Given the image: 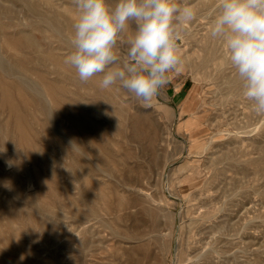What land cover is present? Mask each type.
<instances>
[{
	"label": "rangeland",
	"instance_id": "obj_1",
	"mask_svg": "<svg viewBox=\"0 0 264 264\" xmlns=\"http://www.w3.org/2000/svg\"><path fill=\"white\" fill-rule=\"evenodd\" d=\"M118 2L111 0L113 10ZM173 3L195 11L190 28L174 22L183 66L146 107L118 83L101 88L103 74L80 81L65 63L70 51L55 49L47 30L53 0H0V152L10 159L0 166L1 261L264 264V115L210 34L219 0ZM133 27L118 37L121 59ZM64 29L72 38V27ZM21 80L48 94L55 123ZM52 237L55 257L29 254Z\"/></svg>",
	"mask_w": 264,
	"mask_h": 264
},
{
	"label": "clouds",
	"instance_id": "obj_2",
	"mask_svg": "<svg viewBox=\"0 0 264 264\" xmlns=\"http://www.w3.org/2000/svg\"><path fill=\"white\" fill-rule=\"evenodd\" d=\"M74 51L65 58L82 82L103 74L100 87L117 83L143 103L170 83L183 66L174 22L187 23L195 11L173 0H119L114 10L106 0H73ZM134 24L123 59L117 55L120 34ZM211 36L219 38L243 84L253 110L264 115V0H219ZM119 65V66H117Z\"/></svg>",
	"mask_w": 264,
	"mask_h": 264
},
{
	"label": "bare ground",
	"instance_id": "obj_3",
	"mask_svg": "<svg viewBox=\"0 0 264 264\" xmlns=\"http://www.w3.org/2000/svg\"><path fill=\"white\" fill-rule=\"evenodd\" d=\"M50 1V0H49ZM59 1H60V3H59ZM178 0H176V2H177ZM184 1H186V0H184ZM52 2V1H51ZM50 2V3H51ZM180 2V1H179ZM181 2H183V1H181ZM188 2H190V1H187V3ZM32 3V2H31ZM49 3V2H48ZM53 3H54V6H53V4H52V6L53 7H55L54 9H55V11H53L52 12V16L50 17V19H49V23H48V25H49V29H47L48 31H50V32H52L51 34H52V36L54 37V38H56V48L55 49H61L62 50V48H66V50L68 49L70 52L69 53H72V51H74V47H73V45L71 44V37L70 36H68V35H66L65 34V27H69V28H71L72 27V30L70 29H68L69 30V34H71L70 33V31H72V33H74V28H73V24H74V20L73 19H71V17H69L68 15H69V13H73L72 14V16L74 15H76L75 17H77L78 18V10H77V8L74 6V4H73V0H53ZM184 3H186V2H184ZM183 3V4H184ZM187 3H186V5H187ZM191 3V2H190ZM58 4H60V5H58ZM106 4L109 6V8L110 9H112L113 10V8H112V6H111V0H106ZM178 4H180V3H178ZM33 5V4H32ZM64 5V6H63ZM186 5H181L180 4V6H182V7H184V6H186ZM189 5V4H188ZM34 6H39V5H37V4H35ZM51 5H49V8L51 9V7H50ZM60 6H62V7H65L64 9H65V12L67 11V16H65V15H63V13H61L59 10H60ZM191 6V5H190ZM33 7V6H32ZM40 8V7H39ZM196 8V7H195ZM36 9V7L34 8V11H36L35 10ZM62 9L63 8H61V11H62ZM51 11H52V9H51ZM50 11V12H51ZM64 11V10H63ZM49 12V13H50ZM69 12V13H68ZM203 12V11H202ZM32 14V13H31ZM66 14V13H65ZM38 15H40L39 13H38ZM51 15V14H50ZM73 16V17H74ZM197 18H198V16H197ZM200 18H201V16H200ZM196 20V19H195ZM199 20V19H198ZM197 21V20H196ZM40 23V22H39ZM193 23H195L194 22V20H193ZM42 23H40V25H41ZM181 24V23H180ZM192 24V23H191ZM191 24H190V26H191ZM183 25V24H182ZM187 25H188V23H187ZM195 25H196V23H195ZM198 25V24H197ZM201 25V24H200ZM38 26V25H37ZM47 26V25H46ZM189 26V25H188ZM190 26H189V28H190ZM199 26V25H198ZM202 26V25H201ZM201 26H199V27H201ZM44 27V26H43ZM134 28V27H133ZM197 28V27H196ZM40 29V28H39ZM47 30H46V32H47ZM66 30H67V28H66ZM192 30H193V28H192ZM192 30H190L191 31V33H192ZM197 29H195V31H196ZM22 31V30H21ZM189 31V32H190ZM198 31H200V30H198ZM45 32V33H46ZM49 32V33H50ZM176 32H177V30H176ZM181 32V31H180ZM24 33H26V31L24 32ZM187 33V32H186ZM190 33V34H191ZM23 34V33H22ZM29 33H26V34H23V35H28ZM31 34V33H30ZM47 34V33H46ZM189 34V33H188ZM195 34V33H194ZM193 34V35H194ZM198 34V33H197ZM197 34L196 35H194V36H197ZM202 34V33H201ZM21 36L22 38L24 37V36ZM184 35V34H183ZM205 35H206V33H205ZM181 36V35H180ZM30 37V36H29ZM184 37H186V36H184ZM192 37V36H191ZM202 37V36H201ZM31 38V37H30ZM34 38V37H33ZM36 38V37H35ZM52 38V37H51ZM183 38V37H182ZM29 39V38H28ZM199 39V38H198ZM27 40V39H26ZM33 40V39H32ZM32 40H29L30 42H28V43H32L33 41ZM187 39H185V41H186ZM193 40V39H192ZM32 41V42H31ZM36 41H38V40H36ZM189 41V40H188ZM203 41H204V39L202 40V43H203ZM8 43V42H7ZM38 43V42H37ZM184 44H185V42H183ZM190 43V42H189ZM188 43V44H189ZM194 43H196V42H194ZM198 43V42H197ZM202 43H200V44H202ZM207 43V42H206ZM55 44V43H54ZM191 44H192V42H191ZM32 45H34V44H32ZM35 45H36V43H35ZM196 45V44H195ZM203 45V44H202ZM198 46V45H197ZM13 47V46H12ZM16 47V46H15ZM34 47H36V46H34ZM31 48H33V47H31ZM185 48H186V46H185ZM192 49H194V48H192ZM198 49V48H197ZM209 49V48H208ZM64 50V49H63ZM118 50V49H117ZM191 51V50H190ZM210 51V50H209ZM200 52V51H199ZM207 52H208V50H207ZM194 54V53H193ZM195 55V54H194ZM193 55V56H194ZM209 55V54H208ZM207 54H206V56H208ZM205 56V57H206ZM183 57H185V56H183ZM209 57V56H208ZM197 58V57H196ZM186 59H187V57H186ZM205 59V58H204ZM203 59V60H204ZM208 59V58H207ZM184 60V59H183ZM186 62V61H185ZM184 62V63H185ZM200 62V61H199ZM204 62H206L207 63V61L205 60ZM187 63V62H186ZM205 63V64H206ZM193 64H194V61H193ZM201 65V64H200ZM196 66V65H195ZM205 67V66H204ZM203 67V68H204ZM194 68V67H193ZM199 68V67H198ZM201 68V67H200ZM199 68V69H200ZM208 68V67H207ZM61 69H62V67H61ZM199 69H197V70H199ZM10 70V69H9ZM203 70V69H202ZM206 70V69H205ZM201 71V70H200ZM194 72V71H193ZM197 72H199V71H196V73ZM66 73V72H65ZM65 73H64V75H65ZM68 74H69V72H67ZM66 73V74H67ZM195 73V72H194ZM200 73V72H199ZM201 73H202V71H201ZM6 75V74H5ZM17 75V74H16ZM7 76H9V75H7ZM17 77H20V75L19 76H17ZM24 80V79H23ZM91 80V79H90ZM95 80H96V78H95ZM17 82H19V80H17ZM22 82V80L20 81V83ZM23 84H24V86L25 85H27V83L25 84V81L24 82H22ZM93 83V82H92ZM1 86V85H0ZM20 86H22L21 84H20ZM37 86V85H36ZM36 86H33V87H35V88H33L31 85L29 86V85H27V87L28 88H31L32 90H33V93L35 94L34 96L36 97V103H38L39 105V107L40 108H42L43 109V111L47 114V117H46V119L47 118H49V120L51 121V123H55L54 122V118H52V113H51V108H50V106H49V104H50V98H49V96H48V94L47 93H45L44 91H42V90H39V89H37V87ZM93 86H95V85H93ZM3 87V86H2ZM113 87V86H112ZM39 88H41V87H39ZM96 88V87H95ZM114 88H116V87H114ZM42 89V88H41ZM53 89H54V91H56V92H60L61 90H62V87L61 86H54L53 87ZM64 89V88H63ZM118 89V92H119V88H117ZM25 90V89H24ZM44 90V89H43ZM95 90H97L98 92H99V90L98 89H95ZM111 90H113V88L111 89ZM104 91V90H103ZM106 91V90H105ZM104 91V92H105ZM108 91L110 92V90L108 89ZM3 92H4V90H3ZM62 92V91H61ZM64 93H65V91H63ZM102 92V91H101ZM100 92V93H101ZM112 92V91H111ZM113 92H114V90H113ZM112 92V94L114 95V93ZM103 93V92H102ZM125 94V93H124ZM33 95V94H32ZM105 95V97L107 98V96H108V94H104ZM107 95V96H106ZM112 95V96H113ZM3 96H5V94H3L2 95V97ZM30 96V95H29ZM100 96V95H99ZM31 97H33V96H31ZM110 97V96H109ZM114 97H116V96H114ZM120 97V96H119ZM122 98V97H121ZM118 99V98H117ZM124 99V98H123ZM12 100V99H11ZM10 100V101H11ZM102 100V99H101ZM104 100V99H103ZM110 100V102H111V100H112V98H110L109 99ZM9 101V102H10ZM44 101H46V102H48L49 104H45L44 103ZM50 101V102H49ZM98 101V100H97ZM115 101H118V100H116V98H115ZM120 101H122V100H120ZM98 102H100V99H99V101ZM53 103V102H52ZM106 103H108V102H106ZM122 103H123V101H122ZM9 104V103H8ZM104 104V103H103ZM109 104V103H108ZM46 105H48L49 107L48 108H50V110L47 108V106ZM101 105H102V102H101ZM116 105V104H115ZM12 109H14L15 110V105L14 104H12V102L10 103V105H9ZM105 106H103V108H104ZM103 108H101L102 109V111H105ZM107 108V107H106ZM112 108V107H111ZM125 108V107H124ZM100 109V107L98 108V110ZM117 110V109H116ZM107 111V110H106ZM44 112L42 113V114H44ZM53 112V111H52ZM114 112V111H113ZM124 113V111H121V113ZM19 116H21V114H19ZM46 116V115H45ZM99 116H100V114H99ZM114 117H112V119H113ZM116 119V118H115ZM48 120V121H49ZM109 120H110V118H109ZM47 121V120H46ZM110 121H112V120H110ZM114 121V120H113ZM112 123V122H111ZM51 125V124H50ZM54 125V124H53ZM58 128H59V126H58ZM57 128V134H60V137H62L61 135H63V132H61L59 129ZM56 129V128H55ZM64 129V128H63ZM20 130H21V137H25L24 136V131H23V128L21 127L20 128ZM54 130V129H53ZM64 131H66V130H64ZM54 132H55V130H54ZM59 136V135H58ZM69 138V137H68ZM70 141V140H69ZM71 142V141H70ZM67 143H68V141H67ZM68 144H70V143H68ZM73 145V144H72ZM77 147V146H76ZM74 148V147H73ZM76 149V148H75ZM77 149H79V148H77ZM40 150V149H39ZM87 151H88V149H86ZM86 151V152H87ZM93 151V150H92ZM79 153L80 152H82L81 150L80 151H78ZM0 153H2L1 155H0V166H2L3 165V167H5L8 163H9V160L10 159H8V157L3 153V152H0ZM7 153V152H6ZM84 153V152H83ZM91 153V152H90ZM94 153V152H93ZM87 154V153H86ZM88 154H89V151H88ZM33 155H34V153H33ZM93 156V155H92ZM38 157V156H37ZM88 157H91V156H88ZM82 159V158H81ZM2 160V161H1ZM31 161V160H30ZM84 161V160H83ZM86 161V160H85ZM84 161V162H85ZM88 165V164H87ZM89 167V166H88ZM7 168V167H6ZM93 168V167H92ZM0 171H3L2 170V168L0 167ZM3 169H5V168H3ZM90 170V169H89ZM91 172H89V174H87L86 176H88V178H90L91 176H92V179H94V177H93V175H95V174H97V170L94 168V169H91L90 170ZM5 172V171H4ZM2 174H3V172H2ZM109 174V173H108ZM4 175H5V173H4ZM32 175V174H31ZM96 176V175H95ZM35 179V178H34ZM90 181H94V180H91V178L89 179ZM96 180V179H95ZM34 180H32L31 182H33ZM54 202V204H55V202H57V201H53ZM60 202V201H59ZM45 204V203H44ZM47 204V203H46ZM45 204V205H46ZM57 204V203H56ZM60 204H61V202H60ZM49 205V204H48ZM53 205V204H52ZM58 205V204H57ZM11 206V205H10ZM40 206V205H39ZM43 206V205H42ZM47 206V205H46ZM50 206V205H49ZM57 207H59V206H57ZM57 207H56V209H57ZM43 208H45L44 206H43ZM51 208H54V206L52 207L51 206ZM60 208V207H59ZM62 208V207H61ZM11 209V208H10ZM46 209H48V207L46 208ZM50 209V208H49ZM48 209V210H49ZM55 209V208H54ZM60 210V209H59ZM41 211L42 212H45V210L43 211L42 209H41ZM51 211H55V212H57L56 210H51ZM48 212L49 211H47V213L46 214H44V216L43 217H45L46 215H48ZM64 214V213H63ZM49 215H50V213H49ZM46 216V218L47 219H50L51 220V218H49L50 216ZM57 215H58V212H57ZM57 215H55V216H57ZM53 216V215H52ZM57 218V217H56ZM56 218H54V219H56ZM31 219V218H30ZM46 219V220H47ZM37 221V220H36ZM54 221H56V220H54ZM42 223V222H41ZM43 224V223H42ZM47 224V223H46ZM50 228V227H49ZM51 230V229H50ZM52 231V230H51ZM47 232V231H46ZM58 232V231H57ZM62 236H64V235H62ZM138 236V235H137ZM47 239V238H46ZM51 239H52V241H51ZM128 239V238H127ZM136 240L135 241H139L140 239H143L142 237H137V238H135ZM129 240V239H128ZM47 240H45L44 242H46ZM131 241V240H130ZM50 243H49V245H48V247H47V249L44 247V248H42V249H33V251H29L30 253L29 254H31V255H33L36 259H38V258H40L41 259V257H43V255H42V253L44 252V251H48V252H50L52 255H50V256H52V258L53 257H55L56 255H57V251H52L49 247L50 246H52V245H54L55 243H56V241H55V237H52V238H50V241H49ZM60 242V241H59ZM133 242H134V240H133ZM48 244V243H47ZM58 245V244H57ZM56 245V246H57ZM134 247V246H133ZM56 248V247H55ZM54 248V249H55ZM60 248H62V247H60ZM59 251V250H58ZM53 252H54V254L56 253V255L54 256V254H53ZM0 255L3 257V255L0 253ZM4 255H6V254H4ZM6 257V256H5ZM24 257V256H23ZM58 257V256H57ZM59 258V257H58ZM57 258V259H58ZM35 259V260H36ZM42 259H44V258H42ZM42 259L40 260V261H42ZM60 259V258H59ZM15 260V259H14ZM39 260V259H38ZM16 261V260H15ZM58 260H56L55 262H56V264L58 263L57 262ZM39 262V261H38ZM43 262H44V260H43ZM13 262H11L10 264H12ZM0 264H8L7 262H5L4 260H0ZM13 264H15V263H13ZM59 264V263H58Z\"/></svg>",
	"mask_w": 264,
	"mask_h": 264
}]
</instances>
